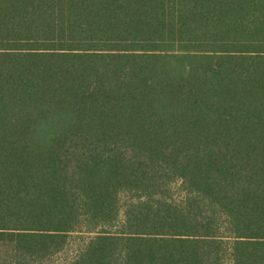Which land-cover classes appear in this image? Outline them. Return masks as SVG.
<instances>
[{
	"label": "trees",
	"instance_id": "16d2710c",
	"mask_svg": "<svg viewBox=\"0 0 264 264\" xmlns=\"http://www.w3.org/2000/svg\"><path fill=\"white\" fill-rule=\"evenodd\" d=\"M0 264H264V0H0Z\"/></svg>",
	"mask_w": 264,
	"mask_h": 264
}]
</instances>
